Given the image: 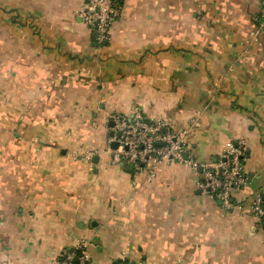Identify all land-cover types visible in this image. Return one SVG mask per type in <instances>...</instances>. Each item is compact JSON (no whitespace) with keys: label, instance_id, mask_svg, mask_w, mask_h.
Here are the masks:
<instances>
[{"label":"crops","instance_id":"1","mask_svg":"<svg viewBox=\"0 0 264 264\" xmlns=\"http://www.w3.org/2000/svg\"><path fill=\"white\" fill-rule=\"evenodd\" d=\"M85 0H0V264H51L88 241L94 264H264V224L196 191L190 165L113 163L108 116L176 130L191 159L230 142L264 194V0H114L99 44Z\"/></svg>","mask_w":264,"mask_h":264},{"label":"built area","instance_id":"2","mask_svg":"<svg viewBox=\"0 0 264 264\" xmlns=\"http://www.w3.org/2000/svg\"><path fill=\"white\" fill-rule=\"evenodd\" d=\"M261 30H264V3L259 11ZM79 17L97 36L102 44L109 37L112 24L119 17V7L114 0H85L79 11ZM113 126L112 136L108 142L116 143L111 149L113 163L132 165L134 171L147 174L150 179L159 165L172 162H183L190 165L196 173V191L204 196L218 199L227 208H236L248 213L264 224V194L256 193L246 206L237 204L234 195L248 184V176L244 172L247 154L240 143H228L213 163H198L191 159L189 140L198 123L195 119L190 126L176 130L161 120H148L135 108L128 118L119 114L108 116ZM186 154V159L184 155ZM92 244L79 241L71 249L63 251L51 264H94L88 255ZM116 264H130L120 260Z\"/></svg>","mask_w":264,"mask_h":264},{"label":"water","instance_id":"3","mask_svg":"<svg viewBox=\"0 0 264 264\" xmlns=\"http://www.w3.org/2000/svg\"><path fill=\"white\" fill-rule=\"evenodd\" d=\"M94 37L97 38L96 34L94 35ZM111 126H113V123H112V122L109 123V127H111ZM110 136H112V134H110ZM116 147H117V144H116V143H112V144H111V149H116ZM186 157H187V156H186V154H185V155H184V158L186 159ZM132 167H133L132 165H130V164L128 165V168L131 169Z\"/></svg>","mask_w":264,"mask_h":264}]
</instances>
